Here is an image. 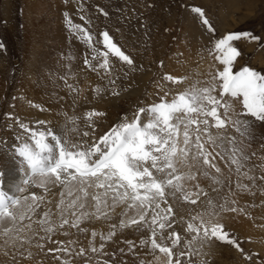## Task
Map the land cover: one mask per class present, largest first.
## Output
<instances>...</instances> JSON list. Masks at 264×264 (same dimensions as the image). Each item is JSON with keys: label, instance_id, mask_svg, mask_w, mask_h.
Here are the masks:
<instances>
[{"label": "snow or ice", "instance_id": "snow-or-ice-1", "mask_svg": "<svg viewBox=\"0 0 264 264\" xmlns=\"http://www.w3.org/2000/svg\"><path fill=\"white\" fill-rule=\"evenodd\" d=\"M190 11L208 33H215L202 7L193 5ZM100 12L108 15L103 9ZM64 15L91 51V58L86 57L84 64L103 74L109 85L116 83L111 78L115 67L110 58L134 67L133 58L107 29L98 33L96 43L102 48H97L93 33L83 25L71 24L68 14ZM80 18L91 23L84 16ZM241 39L259 42L260 37L250 32H227L214 39L209 55L222 65V70L203 82L192 83L186 76L164 73L156 85L161 89L159 100L139 107L131 119L125 116L98 139H86L89 132L80 133L77 127L71 131L79 139H71L68 124L75 125L79 117L66 115V131L61 133L54 127H44L45 121H37L38 127H32L11 113L5 114L22 131L15 138L18 143L9 146L7 141H0V150L8 149L22 179L14 185V191L0 186V247L5 249L4 254L14 249L21 257L30 258L32 253L25 245H30L33 238L51 240L52 234L68 235L71 229L85 232V223L105 221L109 223L107 233L93 229L89 249L81 247L76 255L103 253L104 242L112 240L119 228L140 233L139 247L152 257L141 259L140 264H194L193 256L208 255L203 251L205 247L211 249L217 242L231 245L251 264L252 256L244 252L238 238L221 220L224 213L247 215L236 197L239 192H251V188L238 181V192H234L219 162L255 186L257 178L249 175L250 169L245 170L251 159L246 142L255 138L253 123L247 117L264 122V74L248 66L233 71L241 55L234 42ZM165 84L182 90L173 93L165 89ZM68 87L78 92L72 85ZM93 91L101 94L104 89L95 87ZM112 95H119L114 87ZM103 115L92 110L84 114V120L94 131V118ZM230 129L235 135L228 134ZM3 174L0 172V176ZM259 179L264 181V174ZM202 181H207L212 191L222 190L227 183L223 202L216 203ZM56 187L60 192L53 212L45 205L46 201L52 203L47 196ZM31 188L42 190V194ZM205 202L206 207L201 208ZM178 204L182 210L177 209ZM113 217L119 218L118 224L112 223ZM97 237L102 241L98 248L94 244ZM54 243L62 246L49 252L72 255L69 246L73 241L67 245L64 241ZM124 243L129 251L137 248L133 241ZM35 246L44 247L39 242ZM54 258L60 260L58 255ZM61 264L71 262L62 260Z\"/></svg>", "mask_w": 264, "mask_h": 264}, {"label": "rangeland", "instance_id": "rangeland-1", "mask_svg": "<svg viewBox=\"0 0 264 264\" xmlns=\"http://www.w3.org/2000/svg\"><path fill=\"white\" fill-rule=\"evenodd\" d=\"M232 1L0 0V44L4 45L0 48V141H8L10 146L18 143L15 138L22 131L13 119L6 117L8 113L32 127H38L37 121H45L44 127H54L61 133L66 131V115L79 117L75 125L68 124L71 139H79L77 133L71 131L73 127H77L80 133L88 131V140L92 137L98 139L125 116L131 119L139 107L158 101L157 93L161 89L156 85L164 73L186 76L192 83L196 80L203 82L215 71L222 70V65L214 61L209 50L212 41L227 32H250L260 37L259 42L246 39L234 42L241 55L232 67L234 72L248 66L264 74V0H234L238 5ZM193 5L205 10L215 28L214 34L208 33L191 13L190 6ZM100 9L108 15L104 16ZM65 13L71 24L83 25L93 33L97 48H102L96 43L98 33L107 29L133 58L134 67L110 58L115 67L111 77L116 79L114 86L109 85L107 78H102L103 74L98 75L84 64L86 57L91 58V51L71 29ZM81 16L91 23L86 24ZM68 85L77 88L78 92H72ZM95 87L104 91L97 94L93 91ZM113 87L119 95H112ZM165 89H171L173 93L182 90L168 84ZM92 110L104 113L94 118V131L84 120V114ZM247 119L253 123L255 138L246 142L251 159L245 170L250 169L249 175L257 179L252 186L251 181L239 177L234 169L230 171L224 162H219L223 177L230 178L234 192H238V181L251 188V192H239L236 197L239 207L247 215L224 213L221 220L238 238L244 252L252 256L251 264H257V261L264 264V181L259 179L264 174V122L251 117ZM10 124L12 127L8 126ZM228 134L235 135L231 129ZM202 184L216 203L226 198L227 183L219 191H212L207 181ZM30 190L42 194L40 189ZM59 192L56 187L47 196L52 203L46 201L45 206L52 208L53 212ZM200 207L205 208L206 202ZM177 209L182 210L179 204ZM112 223L118 224L119 218L113 217ZM83 227L87 231L65 229L69 231L68 235L57 232L52 234L51 240L33 238L30 245H25L32 253L30 258L21 257L14 249H9V254L5 255V249L0 247V264H61L62 260H70L71 264H86V261L87 264H104L105 261L108 264H140L141 259H152L151 255L145 254L147 250L139 247L140 233L119 228L112 240L104 242L103 253L88 251L87 256H78L76 253L81 247L86 251L89 249L91 231L107 233L109 223L92 221ZM69 240L74 242L69 246L73 250L71 256L48 251L62 246L54 241H64L67 245ZM124 241H133L137 248L129 251ZM37 242L44 245L43 249L35 246ZM2 243L0 240V245ZM100 243L102 241L97 237L95 246L98 248ZM203 251L208 255L193 256L194 264L202 261L206 264H250L228 244L217 242L211 249L205 247ZM57 255L60 260L54 258Z\"/></svg>", "mask_w": 264, "mask_h": 264}, {"label": "bare ground", "instance_id": "bare-ground-1", "mask_svg": "<svg viewBox=\"0 0 264 264\" xmlns=\"http://www.w3.org/2000/svg\"><path fill=\"white\" fill-rule=\"evenodd\" d=\"M231 3L235 5L237 4V1L235 2L233 0ZM7 152L8 149L0 150V172L4 173L2 176H0V186L5 188V190H13L11 185L17 184L18 181L22 179V174L18 172L17 163L11 159V156L8 155Z\"/></svg>", "mask_w": 264, "mask_h": 264}]
</instances>
